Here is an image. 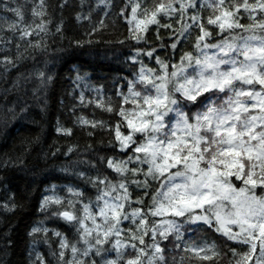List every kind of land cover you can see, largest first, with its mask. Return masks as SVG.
<instances>
[{
  "label": "snow or ice",
  "instance_id": "snow-or-ice-1",
  "mask_svg": "<svg viewBox=\"0 0 264 264\" xmlns=\"http://www.w3.org/2000/svg\"><path fill=\"white\" fill-rule=\"evenodd\" d=\"M206 3L214 10L207 24L202 16ZM129 6L131 12L127 11ZM4 8L21 16L18 8ZM241 10L247 14L248 24L239 22ZM189 11L192 25L187 23ZM177 13L180 28L160 24V17L172 19ZM33 14L43 15L35 8ZM120 15L128 25V36L118 41L121 45L145 41L149 26L156 25L158 29H172L167 47L175 50L198 24L199 34L192 45L195 55L184 51L176 63L155 55V48L145 51L133 46L128 59L140 67L127 80V92L116 91L119 110L111 97L106 101V110L118 117L115 125L108 126L114 137L109 145L129 152L123 160L107 157V167L117 174L118 181L114 183L98 171L86 178L97 189L95 202L89 199L85 203L84 192L71 185L66 186L72 197L66 207L64 197L56 194L46 195L40 202L41 210L56 205L58 210L52 215L74 225L78 233V240L69 241L64 234L51 230L59 239L58 264H145V258L146 264H168L162 243L171 236L180 239L184 226L189 230L207 226L227 241L236 242L237 246L229 249L228 264H264V0H232L227 6L225 0H153L151 6L147 0H127ZM212 26L223 38L208 43ZM36 27L46 30L43 21ZM30 34V28L21 29V38ZM161 39L157 30L156 40ZM35 46L40 47V43ZM141 55H155L158 67L138 60ZM3 63L12 61L5 56ZM39 78L43 85L45 73H39ZM80 99L83 102V93ZM95 102L104 107L103 97ZM79 121L93 128L106 124L83 116ZM56 131L67 134L71 130L58 126ZM129 164L134 166L129 168ZM128 173L133 177L130 182L123 178ZM79 176L84 178L85 174ZM141 176L143 179L136 178ZM153 182L160 187L153 190ZM129 183L143 192L136 197L139 207H132ZM2 207L7 210L9 204L5 202ZM129 220L127 229L121 227ZM49 231L33 226L28 235ZM184 243L179 261L174 259L173 264H184L186 259L212 264L214 258L219 259L214 240ZM238 247L247 250L238 251ZM128 248L135 255H129ZM36 257L32 264H46L39 252Z\"/></svg>",
  "mask_w": 264,
  "mask_h": 264
},
{
  "label": "trees",
  "instance_id": "trees-1",
  "mask_svg": "<svg viewBox=\"0 0 264 264\" xmlns=\"http://www.w3.org/2000/svg\"><path fill=\"white\" fill-rule=\"evenodd\" d=\"M152 2L147 0V5L151 6ZM231 2L225 0V6ZM254 2L249 0V3ZM126 3L127 0H0V264H32L37 260V252L46 264H58L59 239L53 236V229L64 234L69 241L78 240L74 225L52 215L58 210L56 205L47 210L40 209L47 190L52 189L56 195L64 197L66 207L67 199L72 198L67 192V185L80 188L87 203L89 199L95 202L98 195L97 189L86 182L87 177L96 176L100 171L114 183L118 181L117 174L107 167V157L123 160L129 152H121L109 145V140L114 137L110 135L108 126L115 125L118 117L106 110V101L111 97L119 110L116 91L122 89L127 92V80L132 79L133 73L140 67L139 63L133 64L128 59L133 53V46L145 51L149 47L155 48V55L162 59L172 58L170 62L176 63L184 51L195 55L192 45L199 34L198 24L191 28L187 40L175 50L167 47L171 43L169 34L172 29H158L156 25L149 26L146 40L138 45L134 41L119 44V40L128 36L126 19L120 15ZM4 5L9 9L18 8L21 16L5 10ZM197 7L199 9V4ZM34 8L43 15H34ZM127 11L131 12L130 6ZM188 15L190 19L192 12L189 11ZM210 15H214V10L206 3L202 12L205 24ZM237 18L241 24L250 22L243 10ZM179 20L177 13L172 19L160 17V24L180 28ZM41 21L45 23V31L36 27ZM10 24L14 27L9 28ZM25 28H30L31 34L21 38V29ZM93 28L97 29L95 33ZM214 28H209L213 35L208 43L223 38L222 35L218 37V29ZM157 30L161 40H156ZM77 41L84 43L77 45ZM36 42L40 43V47L35 46ZM155 55H141L138 60L156 68ZM5 56L11 59V64L3 63ZM41 72L45 73L43 85L39 78ZM48 76L52 77L50 81ZM78 76L81 79H77ZM84 85L100 89L97 97L92 98ZM82 93L83 102L80 99ZM101 97L104 107L95 102ZM81 116L89 121H104L105 127L82 125L79 121ZM58 126L71 131L58 133ZM101 157H104L103 161ZM133 166L129 164V168ZM79 173H84L85 177L81 178ZM123 178L128 182L133 179L131 173ZM136 178L143 179L142 176ZM157 187L160 185L153 182V190ZM129 192L132 207H139L135 203L136 197L142 196L143 192L131 183ZM5 202L9 204L7 210L2 207ZM12 204L16 207L12 208ZM146 204L147 201L145 210ZM76 207L79 208V204ZM92 208L95 212V203ZM130 223V220L124 221L121 227L127 229ZM33 226L47 227L50 231L29 236ZM181 234L180 239L171 236L162 243L168 264H173L174 259L179 261L185 241L199 243L205 239L214 240L220 255L219 259H213L212 264H228L231 258L229 249L237 246L236 242L227 241L220 234L208 230L207 226H192L191 230L189 226H184ZM237 250L247 249L238 247ZM127 252L135 255L131 248ZM112 256H115L114 251ZM184 264H198V261L186 259Z\"/></svg>",
  "mask_w": 264,
  "mask_h": 264
},
{
  "label": "rangeland",
  "instance_id": "rangeland-1",
  "mask_svg": "<svg viewBox=\"0 0 264 264\" xmlns=\"http://www.w3.org/2000/svg\"><path fill=\"white\" fill-rule=\"evenodd\" d=\"M187 16L189 17L188 13H187ZM187 23L190 24V23H191V20H190V19H187ZM84 89H86V90L89 91V93L92 95V98H96L97 95L99 94V93L96 91V89L91 88V87H89V86H87V85H84ZM53 194H55V192H54L52 189H49V190H47V191L45 192V196H46V195H53ZM233 230L235 231L236 229L234 228ZM196 243H197V242H196ZM199 243H201V242H199ZM199 243H198V244H199ZM184 247H185V246H184Z\"/></svg>",
  "mask_w": 264,
  "mask_h": 264
}]
</instances>
